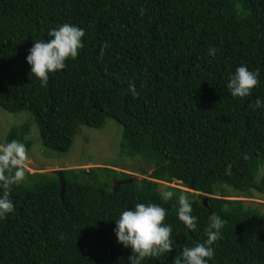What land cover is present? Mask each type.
I'll list each match as a JSON object with an SVG mask.
<instances>
[{
  "label": "trees",
  "instance_id": "obj_1",
  "mask_svg": "<svg viewBox=\"0 0 264 264\" xmlns=\"http://www.w3.org/2000/svg\"><path fill=\"white\" fill-rule=\"evenodd\" d=\"M64 23L85 31L83 47L42 87L26 57L33 41ZM241 65L260 73L244 98L227 88ZM257 99L264 101V0H0V109L29 115L0 143L17 140L29 151L35 123L43 146L65 154L81 130L112 120L119 153L147 165L145 177L119 185L131 175L62 169L61 196L54 172L26 171L12 187L14 211L0 219V264H131L114 229L138 203L166 209L174 240L170 253L142 264H173L183 247L206 240L212 213L226 223L208 264H264V211L237 198L264 193V108L249 107ZM160 181L187 190L167 187L176 195L165 201ZM181 192L195 231L178 218Z\"/></svg>",
  "mask_w": 264,
  "mask_h": 264
},
{
  "label": "clouds",
  "instance_id": "obj_2",
  "mask_svg": "<svg viewBox=\"0 0 264 264\" xmlns=\"http://www.w3.org/2000/svg\"><path fill=\"white\" fill-rule=\"evenodd\" d=\"M143 14V11L142 13ZM86 35L82 28L64 23L52 29L48 36L50 39L33 41V47L26 57L31 66V73L46 87L49 74L66 67L69 58L75 59L83 47L82 38ZM108 45L105 43L101 48ZM215 48H209L208 54L214 56ZM259 71H249L246 65L239 66L235 74L230 77L227 88L233 97L244 98L251 94V90L259 84ZM143 87V85H141ZM129 91L139 96L135 83L129 84ZM249 107L264 108V101L257 99ZM31 162V155L24 143L17 140L0 143V219H4L14 211L11 196L12 187L19 185L26 179V169ZM231 164L225 170L231 175ZM163 200L168 201L176 194L165 190L161 193ZM178 218L190 230L197 229L198 218L192 214L193 209L188 196L181 192L178 196ZM166 209L154 204L138 203L134 210H125L116 222L114 232L118 243L130 247L132 255L128 257L131 264H142L146 258L160 257L173 250L172 226L165 225ZM226 222L218 215L212 213L205 228L207 239L197 242L192 247H183L180 255L173 259V264H208L214 257L212 245L221 238L220 229Z\"/></svg>",
  "mask_w": 264,
  "mask_h": 264
},
{
  "label": "rangeland",
  "instance_id": "obj_3",
  "mask_svg": "<svg viewBox=\"0 0 264 264\" xmlns=\"http://www.w3.org/2000/svg\"><path fill=\"white\" fill-rule=\"evenodd\" d=\"M29 117L27 113L13 114L6 110L0 109V142L7 136V133L15 124H18L22 118ZM108 121V120H107ZM121 135L120 126L109 120L102 129L87 128L80 131L75 137L73 145L65 154L55 153L45 148L41 142L38 128L35 123L30 127L27 138L31 141L29 153L31 162L26 171L28 173L35 172H52L53 170L62 169H89L91 167H108L117 171H123L132 176L139 178L146 175L141 173V168L146 167V162L140 157L128 158L119 153V140ZM150 171V167H148ZM264 170L261 167L260 173ZM27 180V177L26 179ZM167 187H182L177 181L171 183L160 181L159 191L163 192ZM190 193L192 191L188 190ZM230 198L234 197L230 191ZM246 202L247 205L257 206L264 211V193L254 192L253 196L237 197Z\"/></svg>",
  "mask_w": 264,
  "mask_h": 264
},
{
  "label": "water",
  "instance_id": "obj_4",
  "mask_svg": "<svg viewBox=\"0 0 264 264\" xmlns=\"http://www.w3.org/2000/svg\"><path fill=\"white\" fill-rule=\"evenodd\" d=\"M52 172H54L58 179H59V185H60V189H59V195L61 196L63 191H64V177H63V174L61 172V170H53ZM134 179H139V177L137 176H132L128 179H125V180H118V179H115L114 180V185H119V184H125V183H130L132 182ZM206 200L205 198H203V203H205Z\"/></svg>",
  "mask_w": 264,
  "mask_h": 264
}]
</instances>
